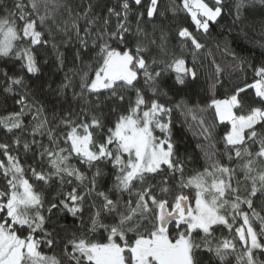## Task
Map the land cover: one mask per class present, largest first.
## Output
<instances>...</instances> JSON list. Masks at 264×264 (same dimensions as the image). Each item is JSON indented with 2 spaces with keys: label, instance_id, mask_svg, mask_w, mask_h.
<instances>
[{
  "label": "snow or ice",
  "instance_id": "1",
  "mask_svg": "<svg viewBox=\"0 0 264 264\" xmlns=\"http://www.w3.org/2000/svg\"><path fill=\"white\" fill-rule=\"evenodd\" d=\"M257 2L264 14V0H236V19H239L241 10H254ZM132 4L140 6L142 0H121L119 10L108 7L106 15L95 13V6L90 2L82 12L76 11L66 0H28L27 3L11 0L0 5V12L3 13L0 15V58L10 60L13 67V74H9L8 68L0 72L6 82L3 92L18 96L15 103L21 106L19 112L0 117V126L8 133H21L13 138L11 144L0 142V153L4 158L0 159V175L6 182L5 187L0 189V264H62L55 255L49 256L40 251L41 246L51 249L58 243L54 232L45 230L46 225L53 216L56 219L69 215L82 217L85 203L91 210V227L88 233L80 236L73 233L64 246L68 264H204L202 252L205 250L224 264L229 256L236 253L238 242L243 245L242 251L235 256L238 264H264V207L257 211L255 206L257 199L264 202V133L256 131L257 127H264V61L255 68L257 78L252 84L238 86L226 99H212L207 106L215 109L220 121L231 123V130L224 136V154L229 164L212 159L206 153L210 165L184 181L183 162L179 160L172 142L169 123L164 120L165 116H170L172 109L158 99L149 102L144 91L136 85L142 72L145 85L151 88L153 96L161 94L157 81L165 73L174 74L173 86H187L189 77L192 81L198 78L195 59L204 45L187 27L178 29L182 53L189 42L192 46V67L187 65L183 55L167 51V37L163 32L158 48L165 58L157 60L154 57L151 63L145 57L147 45L140 41L136 44L135 54L126 46L122 51L112 47L109 40L118 46L127 43L126 36L131 32L129 15ZM178 10L190 15L198 31L208 33L212 23H219L224 5L222 0H214V6L205 0H182L181 9L173 8L174 12ZM157 11L158 0H150L147 17L151 20ZM143 15V12L137 15L136 35L143 34L147 39L151 34L140 27ZM60 16L64 17L62 21L58 19ZM113 16L116 18L115 30L109 31ZM81 20L84 21L83 26ZM44 28L48 29V40L44 39V32L38 30ZM94 28L96 39L104 41L100 45L103 62L91 83L87 82V74L81 77V92L74 94L83 95L86 91L99 95L100 90H106L111 92L112 97H117L119 90L128 89L135 91V100L125 114L107 129V136H102L99 141L90 131L104 128V123L97 116H93L90 123H76L65 118L62 123L68 131L57 136L47 117L42 116L44 107L35 100L29 103L30 96L44 90L40 82L42 65L35 49L46 48L51 43L57 53L56 61L62 68L65 56L52 42L54 31L69 37L75 33L79 44L87 47V39ZM149 42L156 44L154 39ZM79 58L77 51L76 59ZM18 62L19 68L16 69ZM43 63L47 64V60ZM244 63L243 59H239V65ZM17 71L23 74L17 75ZM216 73L217 76L223 75L219 65H216ZM70 85L66 74L65 83L58 91L64 93ZM16 89L21 91L16 92ZM246 89L255 90L258 100L253 103L260 106L249 104L246 114L236 115L234 109L245 108L243 94ZM124 99L123 95H119L120 101ZM25 110L33 115L29 125L23 120ZM155 129L160 130L163 138L153 134ZM202 131L209 130L205 128ZM24 133L32 139H23ZM37 136L41 139H36ZM44 136L48 138L47 144L43 142ZM21 146L24 154H32L33 165L25 167L22 164ZM72 160H77L81 167L86 165L89 171L92 168L96 171L88 177L85 171L71 163ZM108 164L115 170L112 187L106 191L98 190ZM233 164L236 166H230ZM163 166H167L171 176H165L160 183L170 184L177 172L181 177V193L171 201L158 198L167 196L170 188L162 187L157 192L156 185L149 183L165 171ZM29 171L31 177L26 178ZM30 179L47 186L58 183L59 187L48 199L44 192L36 190ZM189 187L196 189L194 206L183 194V189ZM125 192L129 194L127 201L122 200ZM245 205L247 210L243 207ZM113 214L119 217L117 223L107 225L101 222L102 217L115 219ZM150 214L154 217L150 221L151 231L140 232L142 224L135 221L138 218L140 221L147 220ZM238 218L243 220V224L235 228L238 242L228 238L216 240L214 226H226L231 232ZM254 220L259 221V231L253 225ZM173 223L175 229L170 227ZM97 228L108 232L106 243L93 242L89 238V234ZM25 230L27 235L18 234ZM195 230L204 234L199 242L194 239ZM130 231L138 233L131 244L126 239ZM38 232L42 236L38 237ZM114 237L124 241V245L117 243ZM126 249L130 252L127 258L124 255Z\"/></svg>",
  "mask_w": 264,
  "mask_h": 264
},
{
  "label": "trees",
  "instance_id": "2",
  "mask_svg": "<svg viewBox=\"0 0 264 264\" xmlns=\"http://www.w3.org/2000/svg\"><path fill=\"white\" fill-rule=\"evenodd\" d=\"M10 3L11 0H0V5ZM25 3L28 0H24ZM67 3L72 5L76 11L82 12L87 7L88 3H92L94 12L100 15H106L108 7H115L119 10V4L121 0H66ZM150 0H142L140 6L132 4V12L129 15V21L131 25V32L126 36V45L118 46L115 42L109 40L108 43L112 47H118V50H123V47H128L133 54H135V48L138 41L147 45V51L145 53L146 59L151 63V60L155 57L157 60L164 59L160 53L158 45L161 43L160 37L163 32L166 37L167 51L175 53V55H183L186 58L187 65L193 66L192 46L190 42L187 48L181 51L180 40L177 36V31L180 27H187L194 35H196L198 41L204 45L202 52H199L195 59V68L197 71V79L192 81L189 77L187 86L175 85L173 86L174 74L165 73L158 81L161 94L153 96L151 88L145 85L143 73L138 75L139 83L136 87L141 88L145 93V98L150 102L152 99H158L160 103L166 107L172 109L170 116H166V121L169 123L171 130L172 142L176 146V152L180 161L184 166V181L191 176H194L197 172L203 171L205 167L210 165L209 154L212 159L219 160L224 164H229L227 157L224 154L225 149V134L230 131L231 125L227 121H220L214 108H208L212 99H226L232 95L236 87H243L245 84H252L255 77V68L261 66V62L264 61V14H262V6L257 2L255 3L254 10L244 12L241 10L239 13V19H236L237 13L235 9L236 0H222L224 10L222 17H219V23H212L208 33H204L203 30H197L195 25L191 21L190 15L184 10L173 11V8H182V0H158V11L154 18L151 20L147 17L146 10ZM210 6H214V0H205ZM79 6V7H77ZM141 12L144 13L140 27L147 33L151 34L147 39L143 34L136 35L137 15ZM160 13H163L161 15ZM3 13L0 12V15ZM61 21L63 16L58 17ZM81 25H84V21H80ZM116 18H111V25L109 31L115 30ZM99 27V26H97ZM44 32V39L48 40V29H38ZM83 36V32H81ZM154 39L156 44L153 45L149 41ZM95 41V43H94ZM59 46V52L65 56V63L63 67H59L56 61L57 53L52 49V44L49 43L45 47H37L35 51L38 53V58L42 65V72L40 74V82L44 85L42 93H37L29 97V103L33 100L37 101L45 109L42 116L47 117L50 122V127L56 132L57 136H61L66 133L68 129L64 126L62 121L67 118L76 123L91 122L93 116L100 117L104 123V128L90 129L93 132L94 137L99 139L107 136V129L112 127L116 119L125 114V110L129 107L130 103L135 100V91L128 89L119 90V95H123L125 99L119 100L117 97H112L110 91L100 90V94H89L85 91L83 95H76L74 93H80L81 77L87 74L88 83H91V79L95 78L96 70L102 64V56L100 53V45L104 42L96 39V28L93 29V34L87 39V47H83L75 38V33H71V37L64 35L61 32L54 31V40ZM227 49V51H226ZM79 51L80 58L76 59V53ZM239 59L245 61L244 64L239 65V59H234L233 55ZM47 60V64H44V60ZM216 65H219L223 70V75L217 76ZM239 65V66H238ZM162 66V65H160ZM5 68L9 69V74H13V67L11 61L7 58H0V72ZM15 68H19V62L15 65ZM155 69H153L154 71ZM17 75L23 73L16 72ZM67 74L68 80L71 85L67 91L61 93L58 91L60 86L65 83V76ZM34 79V78H33ZM6 82L4 78L0 76V117H7L10 113L19 112L20 105L15 103L18 96H14L10 93H4L3 88ZM16 92H20V89H16ZM163 93H166L164 95ZM246 101L245 108L243 110L234 109L236 115L246 114L248 105L260 106L255 97L254 89H246L243 94ZM59 97V99H57ZM180 104L181 107H177ZM201 109H204L201 111ZM191 110V111H189ZM67 114V115H66ZM24 123L29 125L33 121V115L25 110V116L23 117ZM203 121V123H201ZM208 129V132L202 131V129ZM31 131V128H28ZM256 131L264 133V127H257ZM155 136L163 138V134L159 129H155ZM21 135L19 131L8 133L2 126H0V142L11 144L15 136ZM23 139L31 140L32 137L23 134ZM36 139H41L37 136ZM43 142L48 143L47 136H44ZM61 142V147H63ZM15 151V150H14ZM20 159L25 167L34 164V160L31 153L24 154L21 146L19 150ZM127 158V154H124ZM0 159H4L2 153H0ZM71 163L80 168L81 171H85L88 177H91L92 173L96 171L92 168L87 170V166L81 167L77 160H72ZM235 167L236 165H230ZM165 171L161 175L155 177L154 180H149V183L156 185V191L162 187H168L171 189L167 196H159V199L173 200L174 197L181 193L179 187L180 174L176 173L174 179L170 184H162L160 181L165 176H171V172L167 171V166H163ZM105 177L99 183L98 190L106 191L112 187L114 181L115 170L111 164H108L104 168ZM242 177V173L240 174ZM31 177V172L27 173L26 178ZM5 180L0 175V189L5 187ZM30 183H33L37 191H42L46 194L48 199L54 194V189H58L59 185L54 184L51 186L37 183L34 179H30ZM139 187V185H137ZM52 189V190H50ZM196 189L194 187L184 188L183 194L189 197L192 204L195 199ZM243 194V193H242ZM113 193V198H115ZM129 194L123 193L122 200L127 201ZM99 203V200H97ZM256 209L260 211L264 207V202L260 199L256 200ZM47 207V204L45 205ZM247 210V206H243ZM90 209L88 204L85 203V210L82 217H71L56 219L53 216L46 225V231L54 232V238L58 241L56 246L49 249L46 246H41L40 251L46 255H55L62 264H68L67 258L64 256V246L68 240L72 238L73 233L80 236L82 233H88L90 224ZM123 211V209H122ZM264 215V213H262ZM115 219L111 216L101 218L103 224L112 225L118 222V215L113 214ZM154 217L149 215V218L144 221H140L139 218L135 223L142 224L140 232L151 231V223ZM243 224L242 218H238L234 223L231 232L226 226H214L213 236L216 240L223 238L235 239L237 242L239 238L235 235V228L240 227ZM254 227L259 231V221H253ZM131 227V225H130ZM175 229V224L170 226ZM21 236L27 235V230L18 233ZM38 237L42 236V233L36 234ZM138 233L130 231L127 233L126 239L129 244L133 243ZM203 233L199 230H195L193 233L194 239L200 241L203 237ZM108 232L104 228H97L94 232L89 234V238L93 242L106 243ZM117 243L124 245V241L118 237H114ZM243 249V245L237 243L236 253L229 256L224 264H238L235 256ZM69 247V251H70ZM125 257L130 256V252L125 250ZM202 259L204 264H221V262L205 251L202 252ZM87 264V262H85Z\"/></svg>",
  "mask_w": 264,
  "mask_h": 264
},
{
  "label": "rangeland",
  "instance_id": "3",
  "mask_svg": "<svg viewBox=\"0 0 264 264\" xmlns=\"http://www.w3.org/2000/svg\"><path fill=\"white\" fill-rule=\"evenodd\" d=\"M233 111H234V110H233ZM164 120H165V122H167V121H166V116L164 117ZM225 121H227V120H225ZM227 122H229V123H230V121H227ZM230 125H231V123H230ZM230 130H231V129H230ZM192 205H193V206L195 205V199H194V201H193Z\"/></svg>",
  "mask_w": 264,
  "mask_h": 264
},
{
  "label": "water",
  "instance_id": "4",
  "mask_svg": "<svg viewBox=\"0 0 264 264\" xmlns=\"http://www.w3.org/2000/svg\"><path fill=\"white\" fill-rule=\"evenodd\" d=\"M170 210V209H169Z\"/></svg>",
  "mask_w": 264,
  "mask_h": 264
}]
</instances>
